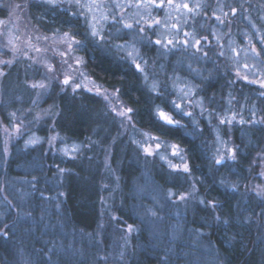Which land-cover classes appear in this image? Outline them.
<instances>
[{
  "label": "trees",
  "instance_id": "16d2710c",
  "mask_svg": "<svg viewBox=\"0 0 264 264\" xmlns=\"http://www.w3.org/2000/svg\"><path fill=\"white\" fill-rule=\"evenodd\" d=\"M34 7L33 12H41L44 21L54 18L52 10ZM71 20L82 25L79 19ZM79 37L87 39L83 34ZM80 51L97 85L119 89L122 100L134 110L137 130L184 147L190 171H181L180 176L162 163L146 167L128 136L116 135L118 125L105 99L88 89L74 92L55 84L46 99L58 113L55 129L64 138L82 142L84 148L68 157L46 153L43 144L29 147L28 152L21 141L12 147L0 176H6L5 181L13 174L23 176L32 193L25 198L19 192L22 185H5L0 232L8 235L0 234V264H211L213 260L215 264H264V197L254 191L264 183L259 159L264 154V126L250 135L251 145L237 129L235 140L240 148L235 161L217 164L207 119L201 129L194 123L163 124L156 117V103L162 96L144 83L129 60L90 39ZM23 75L18 68L12 69L7 81L13 80L4 84L0 123L11 121L10 104L19 106L13 96L24 92L18 85ZM212 79L209 90L223 84ZM29 94L25 92V98L31 99ZM5 107H10L9 112ZM40 125L48 123L43 120ZM38 167L40 171L35 170ZM18 168L30 171L24 175ZM167 188L179 194L192 188L197 191L185 201L167 197L165 202L161 190ZM156 192L165 202L163 207L158 205L159 233L153 226L156 218L149 214V198ZM129 225L135 229L131 234ZM125 229L129 236H122ZM61 242L66 244L64 249Z\"/></svg>",
  "mask_w": 264,
  "mask_h": 264
},
{
  "label": "rangeland",
  "instance_id": "374dc122",
  "mask_svg": "<svg viewBox=\"0 0 264 264\" xmlns=\"http://www.w3.org/2000/svg\"><path fill=\"white\" fill-rule=\"evenodd\" d=\"M81 2H85V0H81ZM118 2L124 3L125 0H118ZM132 2L135 3V0H132ZM183 2H185V0H181V3L180 0H174L175 4H182ZM186 2L189 3L190 7H193L196 2L205 6H203L198 13H188L183 9L177 11L175 8L150 10L151 19L158 18L169 25L180 24L181 30L178 34L175 31L169 32L162 26L153 29L145 27V34L152 41L165 38L178 40L188 39L192 41L193 37L185 36L186 32L193 33L195 39L207 37L209 43H204L203 40L201 41L202 51H196V49L190 45L187 48L177 46L175 49L165 52L160 46L142 41V34L136 31L122 30L117 33V29L120 28V25H113L111 22L102 27V34L110 43H101L100 45L102 49L110 52L112 55L125 59L126 52L131 51V49L121 50L114 47V45H122L126 42L135 43L140 53L139 57H137V61L142 65L143 61H147L145 71L147 72L148 80L147 82L144 80V83L147 84L153 92H164L161 95V101L156 103V112L158 110H163L175 120L180 121V125L183 123H194V125L200 129L203 119H207L214 135V149L212 150L214 158L217 160L224 157L223 161H226L229 159L227 149L236 148L237 153L240 148V144L235 140L237 129H239L244 136H247V138L243 137V139H247V144L251 145L250 135H252L256 129L258 130L259 127L264 126V122L239 124L233 121L231 124L226 123L223 125L219 123L221 117H230L233 113H237V120L243 117L245 121H261L262 118H264V95H261L264 93V88H261L259 84L248 83L238 78V75L239 77L247 75L249 80L260 78L253 75L256 69L251 68L252 65H256L257 68L264 71V65L260 56L256 57L251 51L253 46H255L257 52L259 51L258 40L263 33V28L257 21V17L255 15H250L248 9L244 6L245 0H186ZM230 2H233L232 7H230ZM15 5H23L24 7L16 9L13 15L12 12ZM34 6L52 10L54 18L50 21H44L42 19L43 15H40L41 12H33L35 9ZM52 6L53 5L48 4L46 0H0V20L8 22L6 28L0 25V61H13L11 65L0 64V71L5 73V75L0 76V103H2L3 89L5 88L4 84L13 80L9 79L7 81L9 78L8 76H11L12 69L15 68H18V70L24 74L23 80L20 81L21 84H18L21 86L20 90H24V92L14 94L13 99H17L19 106L20 102L26 99V101L22 103V107L11 106L12 104H10L11 108L5 107V109H8V112L10 108L12 113H15V116L13 117L9 114L11 121L8 124L5 122L0 123V170L4 168L3 162L9 157L12 147L15 144L17 145L18 141H21V145H25V148L39 147L43 144L46 153H51L52 151V154L58 153L68 157L76 156L82 148H84L82 142L64 138L55 129L54 124L58 113H55V107L46 103L47 96L54 88L55 84H59L63 90H72V88L57 83V79L53 78V73L47 71L46 65L55 67V75L60 81L64 79L65 73L74 75L73 72L68 71L66 65H61V58L54 54L53 49H55L56 52L65 51V45L61 44L59 40V36L64 32H68L70 35L75 34L76 39L80 40L79 36L85 33L87 29L85 27V21L81 16L71 15V13L80 12L81 9L70 6L67 3L58 4L57 6H59V9L57 10H53ZM232 8L237 10L235 14L232 13ZM105 11H108V9L105 8ZM138 11L141 15L145 16V19H148L146 10L131 7L124 9L125 19H127L129 23L135 25V20L131 17L135 16ZM213 13H215V15H213ZM224 13H227L226 17ZM33 16L35 18L37 17V20ZM217 16L224 21L223 24L217 21ZM138 18L139 17H137V19ZM71 19H79L82 25L73 23ZM213 20H216L214 24L211 23ZM141 23H143V21H141ZM101 24H98L97 27L101 28ZM45 25L46 28H44ZM57 29H59L60 32L56 42L53 43V33H55ZM43 36L49 37V40L37 39V37ZM217 37H219V43H217ZM10 38L19 49L15 55L8 46V40ZM250 40L251 43H249ZM29 41L32 45H35V47L42 49V51L37 53L29 49L26 46ZM221 51L224 52L223 56L219 55ZM205 52L208 54L207 57L203 55ZM237 52L239 53L238 56L236 55ZM24 53H27V55H24ZM74 56L82 58L83 65L76 66L71 59L68 63L72 64L74 68L78 67L79 71L84 73L82 78L75 77V82L82 84V87L76 91L91 89V91L97 93V90H99L101 93L99 96L103 99H105L104 94H108L109 99H105V101L109 108L110 117L116 121L118 125L116 135L119 137L128 136V140L130 139L135 146V154H138L139 157L141 154L146 167L152 168L162 163L165 164L167 168L176 172V175L179 173L181 176L183 164L187 163L189 166L184 147L180 143L163 139L149 131L137 130L134 126L132 114L130 121L126 118L117 116L116 112L129 108L125 101L122 100L116 90H108L100 87L95 80L91 79L80 47L74 52ZM245 63L250 65V69H244L243 65ZM38 76H40V78H38ZM210 79L217 80V82L220 79V82L223 81V84L219 82V88L209 90ZM154 82H159V87L155 90L152 89ZM34 83H44L46 88H32L31 85ZM23 86L27 87L28 91H26L25 88L23 89ZM181 89H184V91H181ZM189 91H194L196 95H189L186 97L185 92ZM25 92L28 96H30L29 93H31L32 98H25ZM10 94H13V90L10 91ZM5 97L9 98L7 95H5ZM200 98H203L202 107L207 109L203 114L201 113V105L196 103ZM172 101L181 105L183 112H190L192 115L185 116L177 111L173 107ZM189 101H191V103ZM113 108H115V111L112 110ZM209 113H211L210 119ZM217 113H219V116H217ZM253 113L255 114L254 116ZM43 120L48 123V125L44 127L41 126L40 123ZM14 125H20V134H17ZM4 129H7V133ZM241 132L240 134H242ZM242 136L240 138H242ZM51 137H56L52 145L48 143ZM31 140H37L39 142L31 144L29 143ZM156 143L161 144L160 149H156ZM171 145L179 146V155L174 156L172 154L173 149L170 147ZM146 149L152 151L154 154L149 155ZM107 156L106 163L108 164L110 155ZM231 161L234 162L235 160ZM173 165H179L180 168L177 169L173 167ZM26 168H30V166ZM26 168L18 169L24 171L25 175L30 171V169ZM105 168L109 169L106 166ZM262 169L264 172V162ZM35 170L40 171L41 167ZM11 173H14V171ZM9 178L8 181H5L6 176H0V198L4 197L6 194V184L9 187H11V184H15L17 187L18 185H22V190L19 189L22 197L24 196L27 198L29 194L32 193L31 190L27 188V180L23 176L20 177L18 174H13L10 175ZM33 181L34 180H32V182ZM262 186H264V183ZM196 189L192 188L181 194L190 193L191 195H196ZM157 193L158 192L152 196L153 198H149L151 203L149 214L150 217L156 218V221L152 219L154 222L153 226L155 232L159 233L161 227L158 221H160L161 215L158 211V207L160 208L158 205L161 204L163 207L165 202H168V199H166L167 197L175 201L182 200L177 198L180 194L172 188L161 190V195L165 197V202H162L163 200L159 198L160 195ZM169 193H175V195H170ZM148 220L145 219L146 222ZM131 233L132 232H130V234ZM126 235H128V231L125 229L122 236ZM123 241L125 242L126 240ZM65 245V242H61V247L63 249ZM215 263L216 260H213L211 264Z\"/></svg>",
  "mask_w": 264,
  "mask_h": 264
},
{
  "label": "snow or ice",
  "instance_id": "6c2138e0",
  "mask_svg": "<svg viewBox=\"0 0 264 264\" xmlns=\"http://www.w3.org/2000/svg\"><path fill=\"white\" fill-rule=\"evenodd\" d=\"M46 2L50 5H58V4H64L67 3L70 6H75L78 9H81L80 12L78 13H71V15H79L81 16L84 21H85V27L87 29V31L85 33H83V35H85V37L87 39H90L93 43L96 44H101V43H110V41L106 40V37L102 34V27L103 25H107L109 22H111L113 25L119 24L120 28L117 29V33H119L122 30H130V31H136L139 34H142L141 39L144 42L150 43V44H154L157 46H160V48H162L163 50H165V52H169L172 49H175L177 46H183L185 48H187L188 46H192L193 48L196 49V51H202V45H201V41L203 40L204 43H209L208 38L207 37H202L201 39H195L193 33H185V36H192L193 39L192 41L188 40V39H184V40H178V39H156L154 41L150 40L146 34H145V27H147L148 29H153L155 27H160L162 26L163 28H165L167 31L172 32L175 31L177 32V34L179 33V31L181 30V25L180 24H168L165 21H161L160 19H151V9H164V8H175L177 11L183 9L186 10L188 13H198L199 10L202 9L203 6L201 3L196 2L194 4L193 7L189 6V3L183 2L182 4H175L174 0H135V3L132 2V0H125L124 3L118 2V0H85V2H81V0H46ZM23 5H15L13 8V12L12 14H15L16 9H21L23 8ZM136 8V9H144L147 11V16L148 19H145V16L141 15L140 12L138 11L135 16L131 17L133 20H135V25L133 23H129L127 19H125V13H124V9L125 8ZM105 8L108 9V11H105ZM232 13L235 14L236 13V9L232 8L231 9ZM213 15H215V13H213ZM224 16H227V13H224ZM137 17H139L137 19ZM217 21H219V23L223 24L224 21L217 16L216 17ZM141 21H143V23H141ZM102 22V24H101ZM7 21L4 20H0V25L4 26L5 28L7 27ZM101 24V28H98L97 25ZM60 30L57 29L55 33H53V37H52V41L53 43L56 42L57 36L59 34ZM37 39H43L45 41L49 40V37L47 36H43V37H37ZM86 41H80L76 39V35H70L68 32H64L62 35L59 36V40L60 43L65 45V51L62 52H56L55 49H53L54 54L58 55L61 60L60 63L62 66H67L68 71L73 72L74 75H68L67 73H65L64 79L62 81H60L58 79V77H56L55 75V67L52 65H46L47 71L50 73H53V78L57 79V83L62 84L63 86L66 87H71L72 90L75 92L77 89H80L82 87V84L80 83H76L75 82V77H83L84 73L79 71V68L76 67L74 68L72 64H69L68 61L71 59L74 61V64L76 66H82L83 65V60L82 58L79 57H75L74 56V52L82 46H86ZM259 41L261 43V45H264V36H260L259 37ZM217 43H219V37H217ZM249 43H251V40L249 41ZM8 46L10 47V50L13 52V54L15 55V53L17 51H19V49L15 46L13 40L10 38L8 40ZM26 46L31 49L34 50L37 53H40L42 51V49H40L39 47H35V45H32L30 43V41L26 44ZM75 46V47H74ZM114 47H116L117 49H121V50H127V49H131V51H127L126 52V57L125 59L129 60L133 66L135 67V69L140 72L143 77L145 82H147L148 80V75L147 72L145 71V65H147V61H143V65L137 61V57H139L140 53H139V49L136 47L135 43H129L126 42L125 44H116L114 45ZM46 51V50H45ZM235 51V50H233ZM252 53L256 56L259 57L260 53L256 51L255 46H253L251 48ZM24 55H27V53H24ZM203 55L205 57H207V53H203ZM220 56L224 55V52L221 51L219 53ZM236 55L238 56L239 53L237 52ZM13 63V61L11 60H6V61H0V64L3 65H11ZM244 69H250V65L245 63L243 65ZM251 68L256 69L255 72H253V75H256L257 77H260L258 79L255 80H249L247 75H244L242 77H239V79H242L244 81H247L248 83H252V84H259V86L261 88H264V71H261L259 68H257L256 65H252ZM5 75V73H3L2 71H0V76ZM32 88H46V85L44 83H34L31 85ZM159 87V82H154L152 85V89L155 90ZM187 87V86H186ZM91 91V89H89ZM181 91H184V89H181ZM116 92H119V89L116 90ZM97 94L100 95V91L97 90ZM116 95V94H113ZM157 96H161L162 93L160 92H156ZM189 95H196V93L194 91H189V92H185V96H189ZM261 95H264V93H262ZM104 98L106 100L109 99L108 94H104ZM118 98V97H117ZM202 101L203 98H200L199 101H197L196 103L201 105V113L203 114V112L207 111V109H204L202 107ZM191 103V101H189ZM173 107L181 112L183 115L185 116H191L192 113L190 112H183V109L181 108V105L176 104L174 101L171 102ZM158 108V106H157ZM113 111H115V108L112 109ZM134 113V110L132 108H127L124 109L122 111L116 112V115L119 117H123L128 119L129 121L131 120V114ZM11 116H15V113H11ZM255 114L253 113V116ZM217 116H219V113H217ZM156 117L158 120H160L163 124L165 125H169V126H177L180 125V121L175 120L171 115H169L168 113L164 112L163 110H158L156 112ZM211 118V113H209V119ZM233 121H236L239 124H244V123H261L264 122V118H262L261 121H257V120H250V121H245L243 119V117H241L239 120H237V113H233L230 117H221L219 119V123L221 125L223 124H231ZM14 129L17 132V134L21 133V128L20 125H14ZM4 131L7 133V129H4ZM153 139H158V138H153ZM56 140V137H51L48 140V143L50 145L53 144V142ZM39 141L37 140H31L29 141V143L31 144H35ZM156 149H160L161 148V144L160 143H156L155 145ZM173 149L172 154L174 156L179 155V146L178 145H171L170 146ZM149 155L154 154L152 151L147 150ZM236 148H229L227 149L228 152V158L231 160H235L236 159ZM224 157H221L220 159L215 160V163L220 164L222 163ZM259 159L264 162V154H260L259 155ZM173 167L179 169L180 166L179 165H173ZM60 172H63L64 169H59ZM183 171L185 172H189L190 169L188 167L187 163L183 164ZM260 175L264 176V172L260 173ZM254 191L256 192V194L258 196L264 197V186L261 185H256L254 188ZM170 195H175V193H169ZM191 194L190 193H185V194H180L178 195V199L179 200H185L188 199L189 196ZM201 203H203V200L200 201ZM212 207H216L217 205L214 202H210ZM134 227L132 225L128 226V231L132 232L134 231ZM0 234L7 236L8 233L7 232H0Z\"/></svg>",
  "mask_w": 264,
  "mask_h": 264
},
{
  "label": "flooded vegetation",
  "instance_id": "af4514ba",
  "mask_svg": "<svg viewBox=\"0 0 264 264\" xmlns=\"http://www.w3.org/2000/svg\"><path fill=\"white\" fill-rule=\"evenodd\" d=\"M213 1V0H212ZM181 3V0H180ZM230 7L233 6V2H230ZM244 6L246 9H248V12L250 15H255L257 17V21L263 28V33L260 36H264V0H245ZM54 10L59 9V6H52ZM258 11H256V10ZM246 24V22H245ZM247 25V24H246ZM259 43V53H260V58L262 60V63L264 65V45H261L260 41L258 40Z\"/></svg>",
  "mask_w": 264,
  "mask_h": 264
},
{
  "label": "bare ground",
  "instance_id": "6f19581e",
  "mask_svg": "<svg viewBox=\"0 0 264 264\" xmlns=\"http://www.w3.org/2000/svg\"><path fill=\"white\" fill-rule=\"evenodd\" d=\"M42 14V13H41ZM40 14V15H41ZM44 18V17H43ZM214 21H216V20H213L211 23H213L214 24ZM24 148H25V146H24ZM32 152H34L33 150H31ZM25 152H28V148H25ZM34 153H36V152H34Z\"/></svg>",
  "mask_w": 264,
  "mask_h": 264
}]
</instances>
